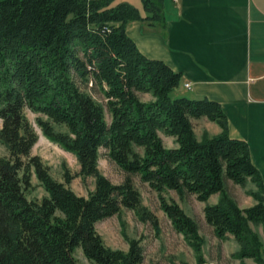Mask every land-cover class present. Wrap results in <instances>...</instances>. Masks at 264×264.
I'll list each match as a JSON object with an SVG mask.
<instances>
[{
    "label": "trees",
    "instance_id": "1",
    "mask_svg": "<svg viewBox=\"0 0 264 264\" xmlns=\"http://www.w3.org/2000/svg\"><path fill=\"white\" fill-rule=\"evenodd\" d=\"M141 1L144 14L117 0H0V144L8 151L0 157V264H78L77 249L94 264H143L138 241L127 252L114 250L96 227L123 209L152 219L131 175L159 195L174 229L197 252L200 228L164 197L167 191L181 199L195 195L215 236H232L239 260L264 264V243L253 228L264 233V182L249 145L230 137L218 102L174 97L182 74L139 51L127 32L132 22L166 25L165 0ZM90 84L104 103L82 87ZM142 94L152 99L143 101ZM203 118L221 133L199 139L194 121ZM36 127L76 157L77 176L65 171V182H59L33 155ZM162 136L173 138L176 147L167 148ZM101 149L127 174L122 184L101 173ZM33 176L47 193L41 202L27 196ZM75 177L95 179L88 197L71 189ZM229 182L252 184L247 195L255 204L241 208ZM215 195L218 202L210 204Z\"/></svg>",
    "mask_w": 264,
    "mask_h": 264
},
{
    "label": "crops",
    "instance_id": "2",
    "mask_svg": "<svg viewBox=\"0 0 264 264\" xmlns=\"http://www.w3.org/2000/svg\"><path fill=\"white\" fill-rule=\"evenodd\" d=\"M116 3L144 14L141 0ZM165 15L164 27L135 21L128 35L144 56L182 74L174 97L222 106L230 137L249 145L264 182V0H165ZM200 120L211 136L221 133Z\"/></svg>",
    "mask_w": 264,
    "mask_h": 264
},
{
    "label": "rangeland",
    "instance_id": "3",
    "mask_svg": "<svg viewBox=\"0 0 264 264\" xmlns=\"http://www.w3.org/2000/svg\"><path fill=\"white\" fill-rule=\"evenodd\" d=\"M82 87L91 93L96 100L101 103L105 102L97 86L90 84ZM141 98L143 101L152 99L147 94H142ZM27 115L30 121L35 123L36 115L31 112H28ZM106 119L108 123H111V116L107 110ZM194 127L197 137L202 139L210 126L206 120H197L194 121ZM36 130L39 134V141L33 149V155L42 158L43 162L50 168L53 178L64 183L65 171L77 176L80 165L76 157L44 137L38 127ZM162 137L167 148L176 147L173 138ZM0 157H8V151L2 144H0ZM99 169L114 184H122L127 177V174L108 158L105 149L100 151ZM131 177L141 193L142 206L152 219H148L142 213L123 209L121 215L99 222L96 225L97 231L107 247L127 252L130 242L138 241L144 252L143 264H256L250 259L239 260L237 257L239 245L232 236L224 240L215 236L213 228L205 220V204L198 201L195 195H187L181 199L175 191H167L163 194L164 197L168 201H176L186 214L197 222L200 228L202 247L201 251L197 252L185 237L174 229L172 222L162 209L159 195L147 183L142 182L139 175H131ZM70 187L78 196L88 197L89 193L95 189V179L88 178L84 181L81 177H75ZM227 187L241 208H249L254 205V200L247 195L248 190L255 188L252 184L242 188L229 182ZM27 196L30 200L38 202L47 196L45 189L35 176H33V188L27 192ZM218 199L219 195H216L210 199L209 203L216 204ZM253 228L261 235L264 243L262 227L253 226ZM74 257L78 264H94L85 257L81 249L74 252Z\"/></svg>",
    "mask_w": 264,
    "mask_h": 264
},
{
    "label": "built area",
    "instance_id": "4",
    "mask_svg": "<svg viewBox=\"0 0 264 264\" xmlns=\"http://www.w3.org/2000/svg\"><path fill=\"white\" fill-rule=\"evenodd\" d=\"M186 87H187V88H190V84H186ZM211 264H213V263H211Z\"/></svg>",
    "mask_w": 264,
    "mask_h": 264
}]
</instances>
